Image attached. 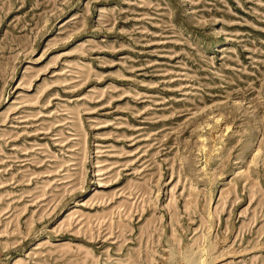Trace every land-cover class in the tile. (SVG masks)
<instances>
[{
	"label": "rangeland",
	"instance_id": "rangeland-1",
	"mask_svg": "<svg viewBox=\"0 0 264 264\" xmlns=\"http://www.w3.org/2000/svg\"><path fill=\"white\" fill-rule=\"evenodd\" d=\"M0 264H264V0H0Z\"/></svg>",
	"mask_w": 264,
	"mask_h": 264
}]
</instances>
